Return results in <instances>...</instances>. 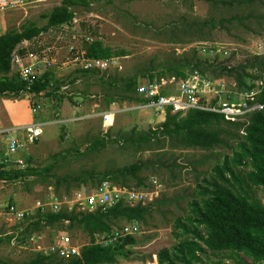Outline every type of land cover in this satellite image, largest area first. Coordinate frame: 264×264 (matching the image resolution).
Masks as SVG:
<instances>
[{
	"label": "rangeland",
	"instance_id": "1",
	"mask_svg": "<svg viewBox=\"0 0 264 264\" xmlns=\"http://www.w3.org/2000/svg\"><path fill=\"white\" fill-rule=\"evenodd\" d=\"M87 1L88 5L79 4L75 7L76 13L71 21L51 27L36 36L42 39L39 47L50 41L49 47L44 48L45 53L50 52L54 56L49 69L54 71L61 83L53 95L42 91L16 97L28 98L30 103L39 105L35 120L43 123V131L33 142H27L26 147H20L14 156H21L25 165L35 166L47 164L54 152L63 153L65 157L59 158L58 165L45 180L35 175L0 180V264H24L36 252L33 244H21L22 237L27 233L22 232L26 219H8V204L31 207L36 199H48L52 191L70 196L82 185L92 187L98 180L97 175L104 171L138 160L146 164L137 173L143 176V182L137 185L136 178L127 175V185L152 189V176L161 184L157 187L158 195L155 197L160 202L155 203L145 222L139 221V230L134 234L136 240L127 245L131 257L119 256L116 262L110 264H157L156 253L150 255V252L162 246L172 249L177 243L175 220L190 213L189 202L197 195V183L212 173V166L217 161L221 162L225 155L232 154L239 140L234 133L242 132L221 122L216 127L222 129L223 141L208 149L163 143L159 147L134 150L123 141V135L132 128L145 131L161 122L160 118L152 107L142 101L117 98L106 104V97L115 96L119 90L108 81H102L96 72L83 75L80 64L67 60L72 54L68 46L75 43L79 47L83 43L82 39L90 35L115 49H124L125 53L115 56L107 67V79L113 75L119 76V80L129 75H136L138 80L145 79L146 76L140 72L149 65H153L152 70L159 71L161 65L190 55L193 49L198 50V56L208 58L215 64L235 65L254 52L264 51V0H234L231 4L219 0ZM60 2L21 0L5 9V12H10L8 16L15 20L13 23L9 20L7 28L18 27L28 20L43 24L46 19L41 14ZM220 18L225 20L219 22ZM198 27H201L200 31ZM200 41L226 48L227 51L201 52L196 43ZM206 73L204 76L212 81L214 88L220 89L222 100L230 102L245 99L232 76L218 73V70H207ZM74 75L77 77L71 79ZM134 95L142 98L136 90ZM0 97L15 99L8 95ZM206 98L211 100L212 92L206 93ZM109 111L113 114L107 115L106 122L112 123L107 127L103 122V114ZM232 119L243 120L245 116L238 115ZM100 137L106 139L103 147L75 157L77 152L84 151L91 141ZM114 137L118 140L112 141ZM4 143L0 135V158L3 156ZM8 165L17 168L15 163ZM81 170L93 172L95 176L88 178L86 183H71L68 190L64 184L56 187L57 191L54 189L56 175L78 174ZM237 170L244 174L245 169L240 166ZM248 192L264 203V192L259 186L252 185ZM121 222L123 220L118 224ZM14 230H18V235L12 243L10 239ZM177 230H180L179 227ZM34 231L42 244H47L62 231H67L79 245L89 241L86 231L77 226L67 228L61 223L41 226ZM228 253L225 250H207L201 255L203 262L200 264H210L218 258L227 264H254L250 257L242 253Z\"/></svg>",
	"mask_w": 264,
	"mask_h": 264
},
{
	"label": "trees",
	"instance_id": "2",
	"mask_svg": "<svg viewBox=\"0 0 264 264\" xmlns=\"http://www.w3.org/2000/svg\"><path fill=\"white\" fill-rule=\"evenodd\" d=\"M219 1L231 4L234 0ZM88 3L87 0H61L59 4L53 5L41 14L46 19L43 24L28 20L18 27H9L0 33V95L18 97L19 89L25 87L18 75L11 72L12 52L17 49L23 54L27 49L23 40H31L51 27L71 21L75 7ZM224 20V18L218 19L219 22ZM200 28L198 27V31ZM82 42V47L90 56H117L125 53L124 49H115L104 44L99 38ZM197 52L198 50L193 49L190 55L176 57L177 59L161 65L159 71L152 70L153 65H149L140 74L149 79L169 74L183 78L188 72H197L204 76L207 70H218V73L223 72L232 76L240 90L257 88L253 99L249 100L250 103L257 102V105L239 114L245 116L243 120L227 118L220 111L194 107L180 114L179 111H172L170 106H166L165 117L157 125L150 126L145 131L132 128L128 134L123 135V141L134 150L159 147L163 143L208 149L223 141L222 129L216 127L221 122L229 127H235L237 132L242 131L241 134L234 133L239 140L232 149V154L225 155L221 162L217 161L212 166V173L208 177H203L201 183H197V195L189 202L190 213L175 220L177 243L172 249L168 246L159 247L150 252V255L156 253L157 264H200L203 262L201 255L207 250H225L229 255L242 253L250 257L254 264H264V203L248 192L252 185L259 186L264 192V52L250 54L244 61L235 65L215 64L208 58H201ZM81 71L86 76L96 72L102 81H108L111 86L117 87L119 92L115 96H107L106 104L114 102L117 98L142 101L134 95L138 80L136 75H129L119 80V76L116 75L107 79L106 75H109L107 69L101 71L83 68ZM76 77L74 75L71 79ZM60 83L61 80L55 77L52 69H44L31 83L29 89L33 92L42 90L48 95H53ZM11 91L13 94L10 93ZM215 101L216 99L213 100ZM111 140L118 139L114 137ZM105 143L104 137L97 138L91 141L84 151L77 152L75 157L99 150ZM51 157V161L43 166L26 164L23 167L13 168L6 163H0V180L27 175L41 176L45 180L50 171L58 165L59 158L65 157V154L54 152ZM145 165L143 161L138 160L113 170H106L97 175V182L109 178L127 184V175H132L136 178V184L140 185L143 176L137 173ZM238 166L245 169L244 174L237 170ZM94 176L93 172L87 170H81L78 174L56 175L53 181L54 189L64 184L65 189L68 190L71 183L75 185L86 183L88 178ZM156 202L160 201L154 199L146 204H129L117 200L104 209L96 207L92 210L37 211L35 217L23 225L22 232L29 233L41 226L54 223L65 224L64 219H68L65 226L67 228L77 226L86 231L89 241L80 246L79 255L58 257L35 252L24 264H110L116 262L119 256L129 258L131 251L127 245L135 242L134 235H125L112 245L101 244L96 238L100 234L111 232L119 225L120 220L135 219L145 222ZM178 227L180 230H177ZM1 241L2 237H0ZM210 264L227 263L218 258L212 260Z\"/></svg>",
	"mask_w": 264,
	"mask_h": 264
},
{
	"label": "built area",
	"instance_id": "3",
	"mask_svg": "<svg viewBox=\"0 0 264 264\" xmlns=\"http://www.w3.org/2000/svg\"><path fill=\"white\" fill-rule=\"evenodd\" d=\"M21 0H0V10H5L12 7ZM76 13V11H74ZM93 37L86 35L83 40L90 41ZM26 40V39H24ZM23 40V41H24ZM198 49L201 52H226V48L208 44L207 42H196ZM24 44V43H23ZM68 50L72 53L67 57L68 61L78 63L82 68L88 69H108L109 65L114 61L115 56H90L85 49L71 43ZM38 53L36 51L26 49L22 54L17 49L12 52V63L15 64L16 74L20 78L25 87L19 89L17 96L33 95L42 93L41 91H30V85L37 79L39 74L44 69H49L54 61V56L50 52L45 53L42 48ZM264 52V51H263ZM261 53V52H254ZM43 68L39 73V70ZM136 92L142 96V102L146 103L155 110L165 109L170 106L172 111H179L184 114L189 108H204L223 112L225 117L234 118L243 111L250 109L257 105V102L250 103L253 99L257 88L241 90L245 95V99L241 101H224L221 99L220 89L214 88L212 81L197 73L188 72L185 77L179 78L176 75H163L158 78H145L137 80ZM212 92L213 98L207 99L206 93ZM13 94V91L10 92ZM16 98V97H15ZM216 99L215 102L213 100ZM31 110L36 114L39 110V105L31 102ZM110 112V111H109ZM108 112L103 114V122L107 127L112 123L106 122ZM42 122L33 120L25 125L20 126H0V135L5 141L2 161L7 165L15 163L17 166H24L25 162L19 155L14 156L20 147H26L27 142H33L42 132ZM22 131V132H21ZM1 148V145H0ZM151 176L154 188L148 189L146 187L130 186L113 181L109 178H103L96 182L92 187L89 185H82L72 192L70 196L63 194L58 195L52 191L48 199H36L31 207H19L17 204H8L6 206L8 219L14 221H29L32 220L37 211H58L60 209H74V210H92L96 207L106 208L117 200H122L129 204L141 203L146 204L151 202L158 195V188L161 184ZM65 224L68 219H64ZM140 227L138 220H125L114 227L113 230L107 234H100L96 241L104 245L115 244L121 237L131 234L134 235ZM14 235L11 237V242L14 243L18 235V230H14ZM21 244H33V249L36 252H41L46 255H55L58 257H70L80 254V246L74 242L67 231H62L54 235L50 242L42 244L35 231L26 233L22 238Z\"/></svg>",
	"mask_w": 264,
	"mask_h": 264
},
{
	"label": "crops",
	"instance_id": "4",
	"mask_svg": "<svg viewBox=\"0 0 264 264\" xmlns=\"http://www.w3.org/2000/svg\"><path fill=\"white\" fill-rule=\"evenodd\" d=\"M59 4V3H58ZM0 33L4 32L9 24V20L13 23L12 16H8L10 12H5V10H0ZM15 19V18H14ZM19 23V21L17 20ZM65 24V23H62ZM61 24V25H62ZM42 42V39L39 37H36L35 39H26L23 41L24 45H26V48L28 50L32 51H40L42 48H48L50 41L43 45L42 47H39V44ZM11 72H15V64L12 63L11 66ZM56 77V76H55ZM114 107V106H113ZM154 113L160 118L162 121L165 116V109L156 110L154 108H151ZM36 119L35 113L31 110V103L29 102L28 98H4L0 97V126H20L25 125L33 120ZM43 131V127H42ZM42 133V132H41ZM0 163H4L2 161V158H0ZM107 264V263H106Z\"/></svg>",
	"mask_w": 264,
	"mask_h": 264
},
{
	"label": "bare ground",
	"instance_id": "5",
	"mask_svg": "<svg viewBox=\"0 0 264 264\" xmlns=\"http://www.w3.org/2000/svg\"><path fill=\"white\" fill-rule=\"evenodd\" d=\"M109 113H112V112H108V114H109ZM112 114H113V113H112Z\"/></svg>",
	"mask_w": 264,
	"mask_h": 264
}]
</instances>
